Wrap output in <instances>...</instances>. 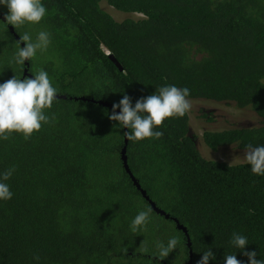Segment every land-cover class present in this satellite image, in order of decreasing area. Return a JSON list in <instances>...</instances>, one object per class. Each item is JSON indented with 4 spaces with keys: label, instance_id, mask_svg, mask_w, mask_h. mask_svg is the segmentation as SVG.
<instances>
[{
    "label": "trees",
    "instance_id": "trees-1",
    "mask_svg": "<svg viewBox=\"0 0 264 264\" xmlns=\"http://www.w3.org/2000/svg\"><path fill=\"white\" fill-rule=\"evenodd\" d=\"M41 2L45 17L15 32L32 36L36 28L33 41L40 31L50 33L28 72L45 70L57 95L67 98L54 100L45 110L54 121L30 139L12 133L0 140V172L16 169L7 181L12 198L0 200V264H189L186 237L170 218L152 211L145 228L130 230L150 206L122 165L123 127L108 119L112 106L73 98L113 105L126 94L134 106L159 87H187L189 100L232 103L259 118L251 127L205 131L206 147L264 145V0ZM109 8L126 17L113 18ZM0 24V83L24 79L25 65L9 63L17 40L1 18ZM154 131L163 136L128 140L126 162L150 199L186 227L192 264L208 249L214 254L208 264H224L227 254L247 264L230 244L233 232L247 237L244 251L264 260V175L246 163L203 157L188 135L187 113ZM172 236L180 243L160 260L154 243Z\"/></svg>",
    "mask_w": 264,
    "mask_h": 264
},
{
    "label": "clouds",
    "instance_id": "clouds-1",
    "mask_svg": "<svg viewBox=\"0 0 264 264\" xmlns=\"http://www.w3.org/2000/svg\"><path fill=\"white\" fill-rule=\"evenodd\" d=\"M0 5L8 9L4 17L5 24L14 28L22 26L25 22L38 24L47 13L41 0H0ZM21 42L23 47L20 46ZM50 42L51 35L47 31H40L35 41L28 33H24L17 41L18 51L9 63L24 65L25 61L36 56L38 50H46ZM57 93L58 89L53 86L48 73L43 69H38L33 78L21 79L14 75L0 83V140H9L12 133L22 134L23 138L28 140L34 132L40 131L42 124L53 122L54 114L50 117L45 114V110L51 109ZM189 95L190 89L187 87L166 85L157 88L147 97L137 99L133 106L131 98L125 94L118 103H113L108 119L127 129L124 136L129 141L160 139L163 132L154 129L162 126L169 118L184 117L192 108ZM117 108L119 113L116 112ZM243 159L251 166L254 175H264V145H245ZM15 170V166H12L0 172V200L7 201L12 198L13 193L7 181ZM151 212L150 207L139 211L130 223V230L137 233L145 228ZM179 243L180 240L176 236L170 237L167 243L156 242V257L164 260L177 249ZM230 244L240 249L242 255L247 257V264H264V260L256 259L255 251H244L248 245V239L244 235L233 232ZM139 251L146 253L148 248L143 246ZM123 252L126 254L127 248L123 249ZM211 259H214V254L208 249L203 252L197 264H208ZM224 264H242V261L238 260L235 254H227Z\"/></svg>",
    "mask_w": 264,
    "mask_h": 264
},
{
    "label": "rangeland",
    "instance_id": "rangeland-1",
    "mask_svg": "<svg viewBox=\"0 0 264 264\" xmlns=\"http://www.w3.org/2000/svg\"><path fill=\"white\" fill-rule=\"evenodd\" d=\"M110 14L113 18L120 20L124 19L126 15H121L109 8ZM5 13V12H2ZM6 15V14H5ZM134 17L141 18L140 14L134 15ZM18 28V27H17ZM2 25L0 24V30ZM32 38L35 36L36 28L32 29ZM18 33L21 34L20 29H17ZM35 41V40H34ZM37 70H34L36 74ZM75 90L71 91V94H77ZM192 108L188 112L191 132L196 140L199 147V151L202 156L207 159L218 160L225 162L229 165H237L245 163L243 159L244 150H239L233 147H227L223 149V152H212L202 144V128L205 127L210 130H222L227 126H253L258 124L259 118L256 117L255 113L249 109H236L232 103L226 102H212L208 100H190ZM207 116L209 119H207ZM150 241H148L149 243ZM155 242V239L151 241ZM157 242V241H156ZM156 242L154 243L156 245ZM146 246V245H145ZM147 247V246H146ZM141 248V245H140Z\"/></svg>",
    "mask_w": 264,
    "mask_h": 264
},
{
    "label": "water",
    "instance_id": "water-1",
    "mask_svg": "<svg viewBox=\"0 0 264 264\" xmlns=\"http://www.w3.org/2000/svg\"><path fill=\"white\" fill-rule=\"evenodd\" d=\"M0 18L1 20L4 21V16L3 14H0ZM8 29L9 31L15 36V39L17 41H19V36L16 34L15 32V28L12 26V25H8ZM21 47H23V43L21 42L20 44ZM109 58L110 60L116 65V67L122 71V66L119 64V62L112 56V55H109ZM25 65V68H24V71H23V78L27 77V78H33V75L28 72V68H29V63L28 61H25L24 63ZM63 99L65 100L67 97L65 95H57L56 99ZM69 99H72V98H69ZM73 100L77 101V100H81V101H89L91 103H96L100 106H104V107H111L112 105L109 104L108 102L106 101H103V100H94L93 98H86V97H75L73 98ZM117 113H119V111H117ZM123 131H127V129H124L123 128ZM123 141H124V146L122 147L121 149V152H120V156H121V161H122V165L124 167V170L129 174V177L132 181V184L134 185V187L140 192L141 196L144 198V200H146L150 206V208L152 209V211L157 214V215H160V216H163L165 219H171L174 223H175V226L178 230H180L184 236L186 237V247L188 248V255H189V264H192V249H191V240H190V237H189V234H188V231L186 229L185 226H183L182 224L179 223V221L176 219V218H173V217H170V215L168 213H166L163 209H161L160 207H158L156 205V203L154 201H152L150 199V197L147 195V192L141 188V185L140 183L138 182V180L133 176V174L130 172V169L127 165V157H126V145L128 143V140L125 138V136L123 137Z\"/></svg>",
    "mask_w": 264,
    "mask_h": 264
},
{
    "label": "flooded vegetation",
    "instance_id": "flooded-vegetation-1",
    "mask_svg": "<svg viewBox=\"0 0 264 264\" xmlns=\"http://www.w3.org/2000/svg\"><path fill=\"white\" fill-rule=\"evenodd\" d=\"M252 112H253V111H252ZM187 114H188V113H187ZM207 119H209L208 116H207ZM188 121H189V131H188V135H189V137L193 140V142L195 143L196 148H197L198 151H199V147H198V145H197V143H196V140H194L195 137H194L192 134H190V132H191V130H190V129H191V126H190V125H191V124H190V120H189V115H188ZM251 126H252V125H251ZM251 126H250V127H251ZM232 127H233V128H236V127H241V126H233V125H231V126H229V127L227 126L226 128H224V129H222V130H226V129H229V128H232ZM246 127H247V126H246ZM201 130H202L201 137H202L203 133H204L205 131H207V130H209V131H214V132H215V131H220V130H210V129H207V128H205V127H203ZM201 139H202V138H201ZM202 144H204L203 141H202ZM204 146H205V144H204ZM205 147H206V146H205ZM206 148H208V147H206ZM224 148H227V147H224ZM224 148L220 149V150L217 151V152H223V149H224ZM208 149L211 150L210 148H208ZM211 151L216 153V151H213V150H211Z\"/></svg>",
    "mask_w": 264,
    "mask_h": 264
}]
</instances>
